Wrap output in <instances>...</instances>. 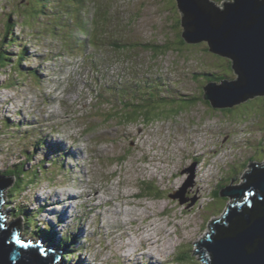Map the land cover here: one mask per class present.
Masks as SVG:
<instances>
[{
    "label": "rangeland",
    "instance_id": "374dc122",
    "mask_svg": "<svg viewBox=\"0 0 264 264\" xmlns=\"http://www.w3.org/2000/svg\"><path fill=\"white\" fill-rule=\"evenodd\" d=\"M3 1L0 0V29L4 19L1 12ZM86 1H89V6H77L61 0H40L44 3L41 5L38 0H31L27 11H24L26 0L4 4L9 7L7 11L16 14L14 19L20 21L24 14L26 24L33 31L39 35L47 32L51 40L48 41L47 36L29 38L26 28L15 30L16 35L24 38L18 43L28 42L31 46L30 51L23 47L22 54L29 58L30 54L41 56L39 65L45 71V77L43 85H40L38 74L30 66L38 64L33 59L27 62V67L31 68L21 67L15 72L9 65L0 74V82L13 86L12 90H7L8 93H0V170L11 171V166L14 167L12 155H19L24 148L22 145L29 143V139L21 141L22 132L14 131V136L11 133L12 125L22 119L24 126L30 127H25L23 132L29 133L33 128L39 132V138L44 135L47 141L48 138L65 140L66 149H61L71 156L66 161L63 175L59 176L62 167L53 165L57 171L50 172L49 181H37L33 171L38 163L33 161L34 165H26V171L32 173L24 172V176H20L24 184L13 193L9 191L13 187L5 193L7 205L1 208L10 217L6 223L10 225L20 218L27 229L29 226L35 231L41 229L38 235H34L31 228L28 233L23 230L27 238L31 236L35 240L46 237L48 221L55 220L53 224L60 235L73 232L70 236L74 233L77 236V231L81 230V236L87 238L82 245L85 247L83 254L92 264H154L153 255L157 251L165 254L158 259L160 264H172L173 252L175 255L183 253V261L187 264H205L199 244L207 241L214 221L222 219L221 215L235 203L234 199L218 198L219 195L214 194L218 190L217 185L201 184L202 172L219 169L221 178L218 184L221 186L227 179L223 170L229 169L232 144L252 136L232 169L237 175L228 188L242 187L252 166L264 167V131L263 128L258 130L264 126V95L246 100L232 112L213 111L203 103H207L206 99L195 105L184 101L175 106L172 102L160 101L146 109L160 108L151 112L148 123H142L146 120V110L140 109L134 114L127 105L117 103L112 107L116 93L105 87H118L115 84L119 74L123 76L122 88L126 89L127 98L133 102H136L133 98L138 95V90L150 84L157 86L162 78L170 84H177L181 94L192 98L199 97L202 86L207 84L199 75L206 69L215 73L220 68L230 71L228 61L231 59L209 52L206 42L197 43L201 45L193 52L187 49L183 54L175 52L173 48L179 45V35L182 37L178 26L181 12L177 4H172L167 12L163 3L171 0H105L111 8L104 14L102 0H97V5L92 0ZM221 1L216 0L217 3ZM53 9L59 13H50ZM5 11L6 8L3 13ZM175 20L176 28L173 25ZM47 28L56 32L51 34ZM80 35L88 36L80 38L87 41L86 49L68 54L65 46L80 42L77 39ZM36 38H40L39 43ZM90 38L92 42H89ZM183 41L188 46L197 45ZM157 45L161 48H151ZM14 51L18 56V50L14 48ZM49 55H53V61H46ZM137 76L142 77L134 92L125 85ZM26 77L28 83H24ZM57 88L64 93L61 103H57L58 97L48 93ZM171 93L178 92L173 90ZM59 111L65 118L56 117ZM121 114L125 116L124 121ZM229 114L241 118L240 121L227 117ZM6 116L13 120L10 128L9 123L5 124ZM69 136L82 141L80 151L83 157L75 151L79 145L68 142ZM215 151L211 161L197 160L195 163L196 158L189 157L201 152L210 158ZM45 154H50L46 148ZM37 159L41 160V156ZM18 160L22 169L20 158ZM193 166H196L194 185L186 190L183 186L191 176L183 174V170ZM12 178L14 184L19 180ZM57 179L58 189L51 185ZM148 184L153 186L154 192L141 198L140 194L145 193ZM181 188L185 189V203L177 197ZM94 190L96 196L93 197ZM58 192L77 195L80 199L57 209L56 204H64L66 198H75L66 194L56 195ZM17 207L19 215L15 216ZM126 211L132 215H125ZM64 212L66 218L63 217ZM127 255H130L128 261Z\"/></svg>",
    "mask_w": 264,
    "mask_h": 264
},
{
    "label": "water",
    "instance_id": "95a60500",
    "mask_svg": "<svg viewBox=\"0 0 264 264\" xmlns=\"http://www.w3.org/2000/svg\"><path fill=\"white\" fill-rule=\"evenodd\" d=\"M177 1L183 14V39L189 44L208 42L214 54L233 60L238 75L234 82L208 84L204 99L215 109H230L263 96L264 0H234L224 11L203 0ZM252 167L254 173L245 176L246 186L223 191L222 196L229 199L250 197L243 204L230 206L226 222L216 223L213 234L199 244L205 264H264V167ZM0 185V264H60L63 256L59 251L25 243L16 228L5 222L1 206L8 185L3 181ZM177 197L187 202L184 193Z\"/></svg>",
    "mask_w": 264,
    "mask_h": 264
},
{
    "label": "trees",
    "instance_id": "16d2710c",
    "mask_svg": "<svg viewBox=\"0 0 264 264\" xmlns=\"http://www.w3.org/2000/svg\"><path fill=\"white\" fill-rule=\"evenodd\" d=\"M38 2H39V4H41V5H43L44 3L43 2H40V0H38ZM222 2H225V1H222ZM230 2H232V1H230ZM173 4V1H170L169 3H166V2H164L163 3V6H164V8L167 10V12H168V10L170 9V6ZM227 5H228V3H227ZM33 7H35V5L33 6ZM216 8H218L219 9V7H216ZM29 9V8H28ZM41 10H44V9H42L41 8ZM170 13V12H169ZM181 14V13H180ZM174 16V14L172 13V17ZM181 16H182V14H181ZM15 20V21H14ZM26 22H27V19L25 20V22H23L22 24H19L18 22H17V19H14L13 18V15L11 14L10 16L8 15V18L6 19V21H5V18L3 19V21H2V25H3V27H1V32H0V74H2L1 72L2 71H5V69H4V67L5 66H9V65H11L12 63H14L15 62V51H14V48L15 47H21L22 49H23V47H26V45L25 44H21V43H18V40L19 39H23V38H21V37H19V36H17L16 35V32H15V30H16V28L18 29V27H22V28H26V29H28V34H29V36H36L37 35V32H35V31H33L32 30V28L31 27H29L27 24H26ZM174 27L176 28V26H177V24H176V20L174 21ZM178 26H179V30H180V34L182 35L183 34V31H184V28H183V23H182V17H181V20H179V24H178ZM48 30H51V31H49L51 34H54L55 32H56V30H54V29H50V28H47V31ZM182 37L179 35V45H176V47H174L173 48V50L176 52H178L179 54H183L184 53V49H187L188 51H190V52H193L194 50H195V48H198L201 44H197V45H195V46H188V45H186L185 44V42L183 41V39H181ZM203 44V43H202ZM206 45H207V50L208 51H210V52H212L211 51V46H210V44H207L206 43ZM147 45H145V47H146ZM8 47V48H7ZM12 48V49H11ZM147 48H149V46H147ZM153 50H158V49H160L161 48V46H156V48L155 47H151ZM11 51H10V50ZM25 49H27V47L25 48ZM28 50V49H27ZM213 53V52H212ZM11 54H13V55H11ZM214 54V53H213ZM216 56H218V55H216ZM27 56H26V54H22V52L20 51L19 52V56H17V59H16V62L14 63V68H16V70H19L20 68H21V64L24 62V59L26 58ZM219 57H221V56H219ZM228 61V60H227ZM229 62V68H230V71L229 70H227V71H225L223 68H220V69H217V71L218 72H214V71H212L211 69H206L205 71H204V73H202L201 75H199L200 77L199 78H201V79H203V78H207L208 80H207V82L209 83H211L212 81H215L216 83H219V84H222L224 81H230V82H234V81H236L237 79H238V76L234 73L235 72V69H234V62H233V60H230V61H228ZM36 71V70H35ZM34 72V71H33ZM32 73V72H31ZM35 73H38V71H36ZM199 73V72H198ZM198 73H196V76H198ZM30 73H26L25 75H29ZM27 78L28 77H26L25 79H24V83H26L27 82ZM234 78V79H233ZM39 81H40V77H38L37 78ZM226 79V80H225ZM28 83V82H27ZM8 85V86H7ZM7 85H5V84H2V83H0V92H1V90H8V89H10V90H12V88H13V86H11V85H9V84H7ZM23 85H25V84H23ZM204 86L201 88V94L199 95V97H195V96H193L192 98H189V96H186L187 98H183V100H181V101H178V99H182V94H181V92H180V89L177 87V85H175V84H170V83H168V81L165 79V78H162L160 81H159V83H158V85L157 86H153L152 84H150V86H147V87H145V89H143V90H140V91H138V93L139 94H143V95H145L146 93V95L147 96H149V97H145V96H143V98H138V97H136V98H134V99H136V102L134 101L133 102V100H130V101H126V103H124V105H127L129 108H127V109H130V110H134V114L135 113H137V111L138 110H140V109H143V110H146L149 106H151V105H153V104H156V103H158V102H160V101H162V102H172V106H175V105H177L179 102H184V101H187L190 105H195V104H197L199 101H201V102H203L202 100L204 99L203 98V96L205 95V93H204ZM173 90H175L176 92H178V93H176V94H172L171 92L173 91ZM160 94V95H159ZM184 99H186V100H184ZM169 100V101H168ZM204 104H206L207 106H209L212 110L213 109H215L214 108V106L212 105V103H210L209 101H207V103L206 102H203ZM132 107H134V108H132ZM239 107H241L240 105L239 106H235L234 108H230V109H224L223 110V112H232L233 110H235V109H238ZM130 110H128V111H130ZM158 110H160V108H156V109H153V110H151V109H148V110H146V112H145V114H146V120H145V123H148L150 120H149V115L151 114V112L152 111H158ZM216 110H218V109H216ZM131 111V112H132ZM214 111V110H213ZM216 112V111H215ZM218 112H222L221 110L220 111H218ZM130 113V112H129ZM140 116H142V114L140 115ZM124 115L123 116H121L120 118L124 121ZM226 117V116H225ZM227 117H229V118H231L232 120H235V121H240V119L241 118H237V117H235V116H233L232 114H229V115H227ZM9 125V124H8ZM255 126V125H254ZM9 127H11V125H9ZM263 128V131H264V126H262V127H259L258 128V130H260V129H262ZM18 133H20V131H18ZM21 139V141H22V138H20ZM44 142H47V139H44ZM41 144H43V143H41ZM30 142H29V147H30ZM24 147H25V145H23ZM50 146H52V143L50 144ZM24 149V148H23ZM32 149L34 150V147L32 146ZM57 149V150H56ZM66 149V148H65ZM30 150V152H31V155H33L34 153L31 151V149H29ZM23 152V158L25 159V162L27 163V164H32V162L30 161V156L29 155H27L26 154V152H25V150H22ZM35 151V150H34ZM49 151H50V149H49ZM36 158H38V156H36V155H34ZM53 158L56 160V161H61V160H63V158H64V156H66V153L61 149V145H58L55 149H54V154H53ZM68 157V156H67ZM125 159V157L123 158V160ZM49 161V164H51L50 162L52 161V159H48ZM65 160V159H64ZM67 161V160H66ZM65 161V162H66ZM67 163V162H66ZM66 163H65V165H66ZM52 165V164H51ZM53 166V165H52ZM63 168V170H65V168L64 167H62ZM25 171H23V166H22V169H20V166H15V168H13V169H11V171H9L8 173H7V175L8 176H13V177H16V178H19V180H18V184L13 188V190L11 191L12 193H13V191L16 189V188H18V187H20L21 185H23L24 184V179L22 178H20V176H22L23 175V173H24ZM26 173V172H25ZM43 174H44V176L45 177H47L48 176V174L45 172V171H43ZM234 175H237V172H231L230 174H229V176L227 175V179H226V182L224 183V184H226V183H230V182H232V180H233V176ZM24 176V175H23ZM36 178H38V175H36ZM154 188H153V186L151 185V184H148L147 186H145V194L147 195V194H153V192H154V190H153ZM219 194H220V189H219ZM20 194H18V196H19ZM144 195V194H143ZM143 195H141L140 197H142V198H144L145 196H143ZM156 196V195H155ZM160 195H157V197H159ZM219 198H220V196H218ZM220 210H222V208L220 207L219 208ZM20 209H19V207H17L16 209H15V211H14V214H15V216H17V215H19L18 214V211H19ZM26 214H29V211L28 210H26ZM225 214H226V211H225ZM225 214H223V215H225ZM30 215V214H29ZM28 217V216H27ZM32 222V221H31ZM35 223V222H34ZM39 223H42V222H39ZM32 224V223H31ZM36 225V224H35ZM37 227V229H38V226H36ZM32 229V230H34L32 227H28V229L25 227L24 228V231L26 232V233H28V230L29 229ZM49 228H50V230L48 229V234H46V238H48V239H53V238H55V234H53L52 233V231H53V229H52V227L50 226V224H49ZM41 229H39V230H34V231H32L33 233H34V235H38L39 234V231H40ZM74 238L75 237H71V238H68V239H63V240H61L60 241V245L63 247H65V248H67V250H69V252L71 253V251H72V248L71 247H69V245H67V243H66V241L68 240L69 242L71 241V240H74ZM55 240V239H54ZM55 242H56V240H55ZM75 245V243H73V246ZM74 249V248H73ZM73 253L74 252H72L71 253V256L73 255ZM183 259H185V257H182L181 259H178V262H181V263H184V264H187L186 262H184L183 261ZM177 261V260H176ZM183 261V262H182Z\"/></svg>",
    "mask_w": 264,
    "mask_h": 264
},
{
    "label": "bare ground",
    "instance_id": "6f19581e",
    "mask_svg": "<svg viewBox=\"0 0 264 264\" xmlns=\"http://www.w3.org/2000/svg\"><path fill=\"white\" fill-rule=\"evenodd\" d=\"M41 8H42V7H41ZM14 21H15V20H14ZM206 43L208 44V42H206ZM103 46H105V45H103ZM7 48H8V47H7ZM11 49H12V48H11ZM9 50H10V49H9ZM10 51H11V50H10ZM21 67H22V68H31V67H27V65H26V66H21ZM0 83L4 84L3 81H1ZM7 86H8V85H7ZM0 93H3V94H4V93H8V91H7V90H1ZM159 95H160V94H159ZM63 118H65V116L62 117L61 119H63ZM68 135H69V134H68ZM62 142H63V143H66L65 140H62ZM63 146H64V144H63ZM61 147H62V145H61ZM64 147H65V146H64ZM62 148H63V147H62ZM65 148H66V147H65ZM56 150H57V149H56ZM123 161H124V160H123ZM125 161H126V160H125ZM84 165H85V164H84ZM184 173H186V172L183 171V174H184ZM206 173H207V172H206ZM174 176H175V173H174ZM191 176H192V175H191ZM194 178H196V176L191 177L190 180H189V181L183 186V188H185V189L187 190V189H189L190 187H192V186L194 185V184H193V180H194ZM189 183H191V184H189ZM121 185H122V183H121ZM10 188H11V187H9L8 189H4V191H3V196L5 195L6 191H8ZM13 188H14V187H13ZM13 188H11L10 191H12ZM96 189H97V188H96ZM83 194H84V193H83ZM95 194H96V191L94 190L93 193H92L93 197L96 196ZM69 196H70V195H69ZM74 196H75V195H74ZM90 200H91V199H90ZM71 201H72V200H70V198H68V199L66 198V200L64 201V203H65V202H71ZM94 205H95V204H94ZM42 208H44V207H42ZM66 208H67V207H66ZM129 214L132 215V212H129V211H126V212H125V215H129ZM7 215H8V214H7ZM8 216H9V215H8ZM140 216H141V214H140ZM151 226H152V227H153V226L156 227V226L153 225V224H151ZM23 230H24V229H23ZM154 230L156 231V230H158V229L155 228ZM19 236H21V233H19ZM135 248H138V247L136 246ZM132 249H133V248H132ZM141 251H143V250H141ZM136 257H137V256H136Z\"/></svg>",
    "mask_w": 264,
    "mask_h": 264
},
{
    "label": "snow or ice",
    "instance_id": "6c2138e0",
    "mask_svg": "<svg viewBox=\"0 0 264 264\" xmlns=\"http://www.w3.org/2000/svg\"><path fill=\"white\" fill-rule=\"evenodd\" d=\"M18 243H22V242L18 241ZM29 243H30V242H29ZM23 246H24V247H27L28 244H23Z\"/></svg>",
    "mask_w": 264,
    "mask_h": 264
}]
</instances>
